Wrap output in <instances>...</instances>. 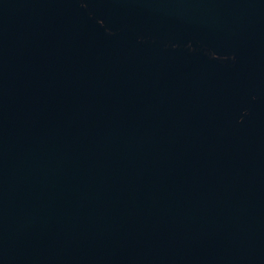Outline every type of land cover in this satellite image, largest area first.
I'll return each instance as SVG.
<instances>
[{"label": "water", "instance_id": "95a60500", "mask_svg": "<svg viewBox=\"0 0 264 264\" xmlns=\"http://www.w3.org/2000/svg\"><path fill=\"white\" fill-rule=\"evenodd\" d=\"M0 264H264V0H0Z\"/></svg>", "mask_w": 264, "mask_h": 264}]
</instances>
